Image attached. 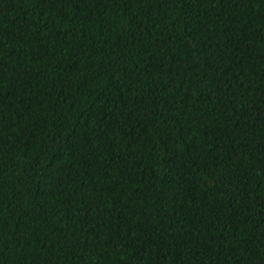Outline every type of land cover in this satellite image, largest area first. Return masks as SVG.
<instances>
[{
	"label": "trees",
	"instance_id": "1",
	"mask_svg": "<svg viewBox=\"0 0 264 264\" xmlns=\"http://www.w3.org/2000/svg\"><path fill=\"white\" fill-rule=\"evenodd\" d=\"M0 264H264V0H0Z\"/></svg>",
	"mask_w": 264,
	"mask_h": 264
}]
</instances>
